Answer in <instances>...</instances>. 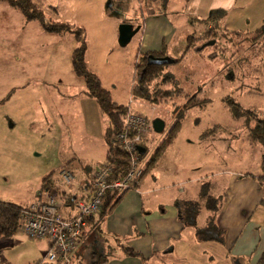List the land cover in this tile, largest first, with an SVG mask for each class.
<instances>
[{
    "label": "rangeland",
    "instance_id": "rangeland-1",
    "mask_svg": "<svg viewBox=\"0 0 264 264\" xmlns=\"http://www.w3.org/2000/svg\"><path fill=\"white\" fill-rule=\"evenodd\" d=\"M32 2L38 5L46 20H59L84 29L87 67L99 77L113 101L122 105L132 101L133 112L150 121L157 118L165 123L162 133L152 130L144 143V163L151 160L155 147L167 138L174 121H180L175 138L151 167L162 176L164 171H171L173 183L157 180L151 185L153 191L161 192L158 189L168 186L171 194L181 197V187L177 185L181 180L260 174L264 144H251L243 120L231 116L227 100L259 116L264 115V34H259L264 26V0H239L230 20L221 21L220 25L194 26L191 29L195 32L190 35L189 30L180 27L166 51L175 61L161 66L162 76L174 81L164 82L160 89H171L173 95L167 99L158 95L155 103L137 100L131 95V87L139 76L135 74L134 64L137 55L141 57L138 52L141 33L134 35L125 47H120L118 27L123 23L136 27L142 22L141 17L166 12L160 1L144 9L145 0H128L127 9L121 7L116 11H109L110 0ZM10 12L0 5V200L25 206L34 202L42 178L50 173H54L53 180L61 191L76 189V178L73 186L65 187L58 176L68 151L60 117L64 114L59 110L60 97L65 96L68 101L70 94H76L74 92L83 82L70 74L57 79L61 84L52 83L51 71H46L51 64L41 54L42 46L52 42L50 35L43 32L37 22L29 23L32 27L25 26L22 15L16 11L23 21L20 25L17 15L9 18ZM211 41L215 43L199 50ZM24 55L26 68L28 62L34 69L38 65V71L33 70V74L44 77L46 83L51 84L39 87L32 84L28 89V75L20 73L15 65ZM69 63L70 60L65 62L68 71ZM62 70L65 75V66ZM191 99L201 102L188 107L178 117ZM28 101L37 105L33 116L28 112ZM38 101L43 102L44 107L39 106ZM207 132L208 136L203 138ZM151 173L148 176L152 179ZM159 194L164 195L166 191L155 193ZM250 222L260 224L257 238L264 240L263 205ZM213 247L215 249L198 244L193 251V264H235L220 244ZM42 262L48 264L45 258Z\"/></svg>",
    "mask_w": 264,
    "mask_h": 264
},
{
    "label": "crops",
    "instance_id": "crops-1",
    "mask_svg": "<svg viewBox=\"0 0 264 264\" xmlns=\"http://www.w3.org/2000/svg\"><path fill=\"white\" fill-rule=\"evenodd\" d=\"M157 1H160L166 12L150 13L141 18L143 28L138 47L141 55L146 52H159L163 44L167 51L180 27L189 30L188 35L195 32L191 29L194 27V19L206 20L213 13L217 16V25H220L221 21L224 23L225 20H230L237 10L239 0H145L144 9L154 6ZM0 5L7 12L14 10L1 1ZM127 5L128 0H110L109 11L126 8ZM12 11L8 15L9 18L17 15L15 10ZM21 17L16 16L20 25L23 23ZM29 23L32 22L24 24L32 27ZM49 35L52 42L42 46L41 54L51 64V67L46 69L51 71L50 81L61 84L62 82L57 80L60 76L73 74L71 55L76 43L63 35ZM25 56L19 63L15 62V65L20 73L28 75V89L32 84H36V87L51 84L46 83L44 77L33 74V70L38 71V65L34 69L28 62V69L26 68ZM68 60H70L69 71L68 65L65 64ZM62 62L64 65L61 67ZM64 66L65 75L62 74ZM83 85L77 87L74 92L76 94H70L68 101L65 100V96L60 97L59 110L64 114L60 117L63 135L65 134L68 140L67 149L72 151L71 154L67 151L64 155L62 167L59 169L65 167L74 174L77 181L76 189L68 188L65 191L77 199L88 198L89 191L81 188L80 183L89 180L93 171L106 163L107 153L104 140L105 119L96 103L85 96ZM42 105L43 102H39V106ZM36 106L28 101V112L32 116L36 114L33 113ZM60 135H62L61 128ZM102 159L104 161L100 162ZM80 166L87 167L88 172H91L83 173L84 169ZM151 171L149 173L152 174V179L148 176L149 173L144 176L136 189L123 195L107 217L96 219L95 216L87 222L82 245L73 257L72 263L98 264L99 258L105 256L107 260L103 264H193V251L198 244L202 243L207 248L215 249L214 244L219 243L197 241L195 228L180 223L178 208L183 202L196 200L199 183L211 180L223 186L222 191L225 196L217 218L218 226L225 233L224 243L220 245L235 264H258L264 251V240L257 238L260 224L250 222V219L261 205L264 208V190L254 178L236 175L228 179L220 175H212L200 180H187V182L181 180L177 182L179 188L181 187L180 197L171 194L167 190L170 189L168 186L158 189L161 192L153 191L151 185L157 180L160 183L168 181L173 183L174 178H171V171H164L163 176ZM191 190L194 191L192 194ZM165 191L164 195H155ZM29 205L30 203L24 207ZM71 209L65 210L68 216L72 215ZM207 215L208 213L200 214L196 222L197 227L204 226ZM121 245L132 249L139 257L124 255ZM48 248L49 244L46 240H31L23 232L16 231L12 236L0 241V264H43Z\"/></svg>",
    "mask_w": 264,
    "mask_h": 264
},
{
    "label": "trees",
    "instance_id": "trees-1",
    "mask_svg": "<svg viewBox=\"0 0 264 264\" xmlns=\"http://www.w3.org/2000/svg\"><path fill=\"white\" fill-rule=\"evenodd\" d=\"M0 1L6 3L10 8L18 11L26 23L37 22L43 32L48 34L63 35L72 39L76 43V47L71 55L73 75L83 81L85 96L92 99L96 103L100 114L105 119L106 128L104 130V140L107 146L106 162L115 163L117 166L114 171V177L116 179L122 178L128 171L129 159L125 153L115 146L113 138L122 129L124 115L129 109L131 110V104L122 105L113 101L110 92L102 87L99 77L88 69L85 60L87 44L84 29L59 20H46L43 12L38 8L36 3L32 2V0ZM141 18L143 19V17ZM216 20L217 16L212 13L206 20L194 19L195 23L193 26L206 27L210 25H217ZM139 26V32H141L143 22H141ZM259 34H264V26H262L259 30ZM187 41L189 42L190 40ZM187 48L189 49L188 45ZM149 55H153L154 57L167 56L165 45L163 44L162 49L159 52H146L142 54L140 58H138L139 55H137L134 70L136 75L139 73V76L135 78V82L131 88V95L137 100L155 103L159 100L157 98L158 95H160V98L162 99L170 98L173 95L171 89L163 91L160 87L164 82L167 83L174 80H172L169 76H162L161 66L148 65L146 58ZM157 79H160V81L158 82ZM200 102L201 101H195L194 99L189 100L181 109L178 117H180V115L188 107L199 105ZM227 103L231 116L236 120H243L244 126L248 130V137L251 144H264V115L259 116L252 110L243 109L239 104L235 103L231 99H228ZM179 125L180 121L175 120L167 131V138L155 147L151 160L146 162L144 165L141 179H143V177L150 172L151 167L162 157L167 145L175 138L179 130ZM213 130L216 131L217 127H214ZM208 134L209 132L204 133L202 137L206 138ZM81 168L84 169L82 170L83 173L84 171L87 172V174L91 172H88L87 167L83 166ZM53 174L54 173H50L42 178L41 188L39 191L43 192L46 190H53L56 193V199L60 205L59 211H61L64 216H68L65 210L68 208L71 209L77 198L70 195L65 190L61 191L59 184L53 180ZM243 176L254 178L258 182L259 186L264 190V154L261 156L260 174L257 176L245 174ZM222 190L223 186H219L211 180H204V182L199 183L198 197L196 200L183 202L181 205L179 204V221L183 226H191L195 228V237L197 241L216 242L219 244L224 243L225 233L217 224L219 211L225 197ZM125 193L120 195L115 193L108 194L105 197L101 213L98 216L99 219H103L112 213ZM23 208L24 206L0 200V241L12 236L18 230L19 215ZM201 213H208V215L204 219V226L197 227L196 222ZM89 220L87 222H89ZM82 236H84V233ZM121 249L126 256L139 257L136 252L127 246L121 245ZM106 260L107 257L101 256L98 264H103ZM258 264H264V251L258 261Z\"/></svg>",
    "mask_w": 264,
    "mask_h": 264
},
{
    "label": "built area",
    "instance_id": "built-area-1",
    "mask_svg": "<svg viewBox=\"0 0 264 264\" xmlns=\"http://www.w3.org/2000/svg\"><path fill=\"white\" fill-rule=\"evenodd\" d=\"M152 130V121L148 118L130 109L126 112L123 127L114 136L113 142L128 156V171L122 178L116 179L115 163L106 162L95 169L89 180L80 183L81 188L89 191V196L75 201L71 209L72 215L64 216L59 211L60 205L53 190L39 191L34 202L21 210L18 230L31 240L48 242L49 248L45 254L48 264H72V259L83 242L82 235L87 221L100 215L105 197L136 189L145 165L144 155L138 153L137 147H144ZM58 176L64 186L74 185L75 176L69 169L61 168Z\"/></svg>",
    "mask_w": 264,
    "mask_h": 264
},
{
    "label": "water",
    "instance_id": "water-1",
    "mask_svg": "<svg viewBox=\"0 0 264 264\" xmlns=\"http://www.w3.org/2000/svg\"><path fill=\"white\" fill-rule=\"evenodd\" d=\"M109 9H111V6H108ZM140 30V26L134 27L131 24L123 23L118 27V44L120 47H125L131 39L136 35ZM215 41H211L207 43L206 45H203L199 50L203 49L205 46L213 45ZM147 64L148 65H154V66H163L174 63L175 60L169 58L168 56L164 57H154L153 55H149L147 58ZM152 128L153 132L156 134H160L165 129V123L160 119H153L152 120ZM137 151L140 155L145 154L144 147H137Z\"/></svg>",
    "mask_w": 264,
    "mask_h": 264
}]
</instances>
